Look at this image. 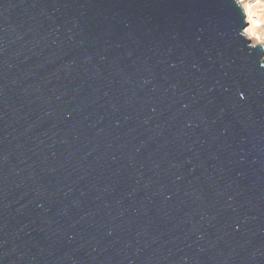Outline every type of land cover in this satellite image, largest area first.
I'll return each instance as SVG.
<instances>
[{
  "label": "water",
  "instance_id": "95a60500",
  "mask_svg": "<svg viewBox=\"0 0 264 264\" xmlns=\"http://www.w3.org/2000/svg\"><path fill=\"white\" fill-rule=\"evenodd\" d=\"M240 0H0V264H264V46Z\"/></svg>",
  "mask_w": 264,
  "mask_h": 264
},
{
  "label": "built area",
  "instance_id": "2783aa9c",
  "mask_svg": "<svg viewBox=\"0 0 264 264\" xmlns=\"http://www.w3.org/2000/svg\"><path fill=\"white\" fill-rule=\"evenodd\" d=\"M241 6L243 8L244 4H249L251 6V10H252V15L254 16L252 18V23L249 20V17L247 16L244 8V13L246 16V22H247V27L244 30V33L246 31V29L252 25L254 27H257V29H260L261 27L264 26L263 23V18H264V0H240Z\"/></svg>",
  "mask_w": 264,
  "mask_h": 264
},
{
  "label": "bare ground",
  "instance_id": "6f19581e",
  "mask_svg": "<svg viewBox=\"0 0 264 264\" xmlns=\"http://www.w3.org/2000/svg\"><path fill=\"white\" fill-rule=\"evenodd\" d=\"M243 8L249 17L250 22L252 23V18L254 17L252 15V10L251 6L247 3L243 5ZM263 23H264V18H263ZM245 36L246 38L252 43V44H262L264 46V26L261 27L260 29H257V27H254L250 25L246 31H245Z\"/></svg>",
  "mask_w": 264,
  "mask_h": 264
},
{
  "label": "rangeland",
  "instance_id": "374dc122",
  "mask_svg": "<svg viewBox=\"0 0 264 264\" xmlns=\"http://www.w3.org/2000/svg\"><path fill=\"white\" fill-rule=\"evenodd\" d=\"M254 45H258L257 43H255Z\"/></svg>",
  "mask_w": 264,
  "mask_h": 264
}]
</instances>
